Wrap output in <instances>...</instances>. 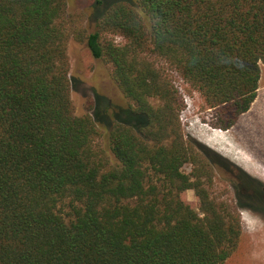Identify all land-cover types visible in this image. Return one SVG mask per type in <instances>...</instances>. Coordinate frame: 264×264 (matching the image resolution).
I'll list each match as a JSON object with an SVG mask.
<instances>
[{"label": "trees", "instance_id": "1", "mask_svg": "<svg viewBox=\"0 0 264 264\" xmlns=\"http://www.w3.org/2000/svg\"><path fill=\"white\" fill-rule=\"evenodd\" d=\"M99 8L90 32L68 0H0V264H225L244 204L214 191L215 153L186 137L160 62L232 128L258 95L264 0ZM71 39L111 65L129 108L110 116L97 97L76 113ZM263 194L246 191L262 208Z\"/></svg>", "mask_w": 264, "mask_h": 264}, {"label": "rangeland", "instance_id": "2", "mask_svg": "<svg viewBox=\"0 0 264 264\" xmlns=\"http://www.w3.org/2000/svg\"><path fill=\"white\" fill-rule=\"evenodd\" d=\"M99 10L95 11V0H68V13H82L90 32L96 29L95 19ZM115 39L123 41L120 35L115 36ZM67 50L72 99L77 114H92L97 97L101 98V103H108L110 116L112 112L129 108L130 101L114 80L111 65L94 57L87 44L74 39L69 41ZM160 65L171 75L181 93L183 109L180 120L186 137L215 153L214 191L235 204L240 205L241 201L244 204L238 206L243 225L241 243L225 264H264V208L257 203L256 196L249 200L246 195V191L254 190L264 193V64H261L256 100L250 110L240 115L235 125L228 130L216 127L213 111L207 107L201 94L167 61L161 60ZM218 133L226 134L227 141L217 142L212 136ZM227 149L235 153H229ZM185 170L190 171L191 166L186 165ZM238 191H241V198ZM187 199L191 204H196L193 190L187 192Z\"/></svg>", "mask_w": 264, "mask_h": 264}, {"label": "bare ground", "instance_id": "3", "mask_svg": "<svg viewBox=\"0 0 264 264\" xmlns=\"http://www.w3.org/2000/svg\"><path fill=\"white\" fill-rule=\"evenodd\" d=\"M215 134V133H214ZM213 134V135H214ZM212 137H214V139L217 141V142H225V141H227L226 139V134H224V133H221V134H217V136L216 135H214V136H212ZM213 140V139H212ZM221 144V143H220ZM223 144V143H222ZM225 144V143H224ZM226 144H227V142H226ZM222 146V145H221ZM229 149V148H228ZM227 149V151L229 152V153H232V154H234L235 153V151L234 150H228ZM238 153V152H237ZM248 166H250V165H248ZM250 168V167H249ZM251 170H253V169H251Z\"/></svg>", "mask_w": 264, "mask_h": 264}]
</instances>
